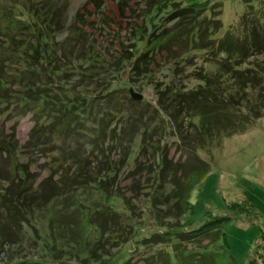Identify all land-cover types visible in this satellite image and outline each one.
<instances>
[{
  "label": "trees",
  "instance_id": "obj_1",
  "mask_svg": "<svg viewBox=\"0 0 264 264\" xmlns=\"http://www.w3.org/2000/svg\"><path fill=\"white\" fill-rule=\"evenodd\" d=\"M150 1L157 11L170 8L166 19L169 25L166 29V26L159 28L152 36L147 35L145 26L142 33L138 30L141 48H135V58L131 64L133 71L142 69L143 76L150 75L154 59L163 54H167L169 61L178 65L182 59L187 58H183L188 53L187 50L180 54L185 46L191 51H218L224 54L216 62V71L207 75L204 73L198 78L199 83H202L200 87L185 92L172 90L168 93L167 85L163 93L173 96L162 100L158 98L161 109L170 118L175 120L178 114H182L187 119L190 131L186 128V134L181 131L180 137L190 144L194 142V134L211 140L215 134L229 135L243 131L248 123L261 117L264 110V3L259 9H255L250 3L251 0H243L246 8L238 23L243 37L237 38L235 29L224 32L220 37L216 36L222 27L218 4L195 2L183 5L181 1L184 0ZM24 6L31 11V4ZM33 13L39 22L35 19L25 20V28H22L24 31L19 30L16 16H9L4 28L0 26V85L8 89L6 76L9 72L6 68L15 64L17 68L12 78L17 88L15 97L18 103L31 108L34 117L41 112L40 119L35 118L25 146L20 148L16 141L0 140V152L13 159L15 171V176L4 178L8 181L7 186L0 187L1 245H7V249L16 254L9 256L11 261L7 264H127V260L118 262L122 256L118 260L110 250L135 239L139 231L137 211L127 202L124 194L115 192V186L109 183L110 173L118 167L116 164H124V158L129 154L132 135L126 130L122 132L123 137L129 135L123 157L119 163L110 159L111 167L107 173L101 169L96 171L94 168H82V164L76 163L86 159L85 154L88 152L98 151L99 144L103 143L108 134L112 135L111 143L117 141L122 131L121 126L115 128L113 125L120 122L115 117L120 119L123 111L121 107L117 111L112 109L115 99L106 95L110 94L108 90L102 94L87 93L85 97L80 90H75L69 79L65 78L75 71L73 65L80 76L95 71L92 68L89 70L87 66L91 64L90 60L82 57L83 44L77 49L78 53L72 52L75 60L66 62L64 68L59 66L62 60L60 61L59 56L57 59L55 57L58 49L50 27V12ZM61 43L69 49L67 42ZM50 84L54 85L51 94L47 92V89L50 91ZM248 88L255 93L254 96L244 94ZM128 95L130 96L129 91ZM129 99L132 101L131 97ZM86 104L90 107H86ZM102 105L105 115L114 113L111 122L105 123L104 117L98 114L95 106ZM43 110L47 113L43 114ZM134 118V112H131L128 118L131 126L138 121ZM83 136L86 138H82ZM156 147V144L152 145V149L156 150ZM31 150L40 155L53 154L52 166L54 164L55 168L60 167V173L65 169V162L76 169L82 168L83 171L81 169L74 174L63 171L61 177L53 180L51 177L56 172L50 173L47 178L34 185V175L29 174L25 167L19 168L16 161L20 153ZM154 158L150 155L153 166L148 171L145 170L147 173L144 178L147 182L152 178L155 185L157 184L153 188L154 192L152 190L146 195L151 219L157 229L147 237L134 240V244H167L170 251L165 250L162 264H240L232 255L221 229L229 216L209 215L211 218L197 228H193L191 222L184 219L185 214L192 210L191 192L204 179L208 166L198 169V165H193L188 170L178 169V165L173 164L166 155H162L160 160ZM130 175V190L138 196L140 185L136 182L134 172ZM68 176L66 179L71 181L70 185L65 180ZM166 180L172 187L163 193L162 184ZM67 189H72L74 193L85 191L90 196V202L86 204L79 201L78 206L81 208L78 214L73 212L75 214L72 222L75 227L72 228L69 238H74V243L69 247L63 245L65 240L59 238L64 233L58 231L56 234L58 226L55 225L53 216L46 214L42 236L30 219L37 208L41 210L46 203L63 198L68 192ZM157 191L161 194L158 195ZM239 205L233 203L230 207L235 209ZM26 225L34 229L36 239L25 229ZM204 240H207L205 244ZM24 242H30L31 248L37 250L36 258L24 260L25 258L18 257V246L22 247ZM186 245L190 247L187 248ZM142 264H146V261ZM247 264L260 263L251 257Z\"/></svg>",
  "mask_w": 264,
  "mask_h": 264
},
{
  "label": "rangeland",
  "instance_id": "obj_2",
  "mask_svg": "<svg viewBox=\"0 0 264 264\" xmlns=\"http://www.w3.org/2000/svg\"><path fill=\"white\" fill-rule=\"evenodd\" d=\"M195 2L219 5L222 27L216 34L217 37L233 29H235L234 34L237 38L243 37L238 26L240 16L246 8L243 0L181 1L183 5ZM250 3L255 9H259L264 0H251ZM25 4L29 6L31 4L30 12L28 7L24 6ZM151 4L150 0H0V26L4 28L9 16H16L18 17L16 24L19 26V30L24 31L22 28H25V20H38L33 12L37 14L50 12L52 17L50 27L51 31L53 30V37L58 49L55 57L57 59L59 56L60 61L62 60L59 66L63 68L66 62L75 60L72 52L78 53L77 49L83 44L82 57L88 58L90 63L94 64V66L91 64H87V66L89 70L92 68L95 71L89 75L80 76L73 65L75 71L70 73L72 74L70 77L66 75L65 78L69 79L76 91L80 90L83 97L87 93L102 94L106 90L110 91V94L106 95L115 99L112 109L117 111L121 107L123 115L120 119L115 117V120L120 122H116V126L113 125L115 128L121 126L122 131H119L120 135L117 141L111 143L112 135L108 134L103 139V143L99 144L98 151L88 152L85 154L86 159L76 163L82 164V168L92 170L94 168L96 171L101 169L107 173L111 167L109 166L110 159L112 162L119 163L123 157L126 138L129 135L123 137L122 132L129 131L132 135L129 154L124 158V164H116L118 167L113 173H110L109 184L115 186V192L124 194L127 202L132 204L137 211L139 231L134 240L147 237L149 233L157 229L151 219V209L146 196L153 188L155 189L157 184L155 185L152 178L148 182L145 181L144 174L147 173L145 170L148 171L153 166L150 155L157 160H160L162 155H166L167 159L176 166L178 165V169L188 170L193 165H198V169L208 166L204 179L191 192L192 210L185 214L184 219L190 221L193 228H197L211 218L209 215L212 217L229 216V220L223 223L221 229L229 243L232 255L240 264H247L251 257L262 264L264 262V110L261 117L248 123L243 131L229 135L215 134L211 140L208 137L199 138L194 134V142L191 144L180 137L181 131L183 134H186V128L190 131L187 119L182 114H178L175 120L170 118L161 109L158 98L162 100L165 97L173 96L163 93L167 85L168 93H171L172 90L185 92L200 87L202 83H199L198 78L204 73L207 75L216 71V62L221 60L224 54L218 51H191L185 46L180 50V54L187 50L188 53L183 56V58H187L182 59L178 65H175L174 61H169L167 54H163L154 59L150 75L143 76L142 69L133 71L131 64L134 62L135 48H141L139 32L142 33L145 26L147 35L152 36L159 28L166 26L164 28L166 29L169 25L166 19L170 8L157 11ZM152 22L155 24L152 25ZM138 30L140 31L138 32ZM61 41L67 42L70 46L69 49H66ZM249 59L252 60V57ZM16 68L15 64L6 68V71L9 72L6 76L8 89H4L0 85V140L16 141L17 146L21 148V146H25L29 138L35 118L40 119L41 112L39 116L34 117L31 108L18 103V99L15 97L17 88L12 78ZM234 86L236 88L237 85ZM49 87L50 91L47 89V92L51 94L53 92L51 88H54V85L50 84ZM130 90L132 93L140 95V100L133 99L131 94L129 96L128 91ZM244 94L246 96L255 95L250 88ZM126 95L131 97L132 101ZM85 106L90 107L89 104ZM95 108L98 110V114L104 117L105 123L112 121L110 119L114 113L105 115L103 105L95 106ZM128 110L134 112V119L138 120L134 126L128 123L129 114H131ZM42 112L43 114L47 113L46 110ZM144 134H148V136ZM121 135L123 138H120ZM153 144L158 146L156 150L152 149ZM53 156V154L40 155L31 150L24 154L20 153L16 161L19 163V168L25 167L29 174L34 175L36 179L34 185L47 178L50 173L55 174L56 172L55 176L51 177L53 180L61 177L60 175L64 172L74 174L75 171L82 169H76L73 165L70 166L65 162L64 172L60 173V167L55 168L54 164L52 166ZM14 172L13 159L0 152L1 188L7 186L8 183L4 178L8 177L9 179L15 176ZM132 172L136 175V182L141 188L138 196H136V192L130 190L129 176L131 177ZM105 173L103 174L105 175ZM3 174L5 177H2ZM66 178L68 179L69 176L65 177V180H67ZM66 182L70 185L71 181L67 180ZM171 187V184L166 180L162 184V192H168ZM67 191L63 198L46 203L41 210L37 208L30 219L42 236L46 214L53 216L54 223L59 228L56 227V234L58 231L63 232L64 235L59 238L65 240L63 245L69 247L74 243H72L74 238H69L72 228L75 227L72 222L73 215L79 213L81 208L78 206L79 201L86 204L90 202V196L85 191H75V193L72 189H67ZM160 194L158 193V195ZM233 203L240 204L241 210L240 207L231 208ZM121 210L123 209L121 208ZM73 212L75 213L73 214ZM25 229H28L29 234H33L31 236L33 239H36L34 229L27 225ZM1 238L0 264H7L11 261L9 256L13 257L16 254H13V251L11 253L7 249V245H1ZM27 240L30 239L27 237ZM133 241L130 240L120 247L110 250L115 253L118 260L122 256L118 262L127 260V264H142L145 261L146 264H162L165 250L170 251L167 244L141 246L134 244ZM30 242L32 243V240ZM30 242H24L22 247L18 246V257L26 260L38 256L37 250L31 248ZM206 242L207 240H204L203 244ZM186 247L190 246L186 245Z\"/></svg>",
  "mask_w": 264,
  "mask_h": 264
},
{
  "label": "water",
  "instance_id": "obj_3",
  "mask_svg": "<svg viewBox=\"0 0 264 264\" xmlns=\"http://www.w3.org/2000/svg\"><path fill=\"white\" fill-rule=\"evenodd\" d=\"M129 92H130L131 97H132L133 99H135V100H140V98H141L140 95L132 93V90H130Z\"/></svg>",
  "mask_w": 264,
  "mask_h": 264
}]
</instances>
